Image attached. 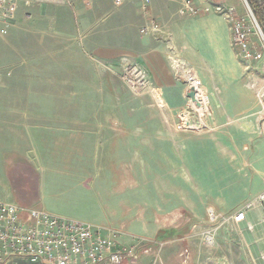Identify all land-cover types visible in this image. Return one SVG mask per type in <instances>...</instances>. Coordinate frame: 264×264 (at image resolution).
<instances>
[{
    "label": "rangeland",
    "instance_id": "1",
    "mask_svg": "<svg viewBox=\"0 0 264 264\" xmlns=\"http://www.w3.org/2000/svg\"><path fill=\"white\" fill-rule=\"evenodd\" d=\"M247 2L254 14L251 0ZM223 5L233 6L237 17L245 18L248 45L259 56L247 61L238 57L264 78V7L260 20L254 15L260 32L241 0H224ZM107 11L111 20L112 9ZM0 22V105L20 106V123L13 121L16 117H9L10 127L0 123V136H8V153L14 157L0 161V175L5 189H12L11 183L16 186L18 176L20 198L30 205L6 203L76 218L117 235L124 246L138 245L137 256L123 264H149L144 255L160 245L167 219L187 217L196 224L203 219L198 226L204 240L208 234L217 235L234 210L264 203V187L249 197L235 185L241 178L231 175V169L239 167L237 172L241 168L248 174L251 163L228 159L229 146L218 139L216 144L215 131L223 129L212 124L204 86L206 112L199 116L190 109L186 91V106L169 110L144 66L125 52L107 59L91 50L56 48L63 40L52 41L58 38L45 28L20 32L22 22L13 13L3 18L0 12ZM104 27L106 37L114 36L113 26ZM174 67L183 83L182 70L192 66L178 61ZM17 92L19 97L1 96ZM186 111L190 124L178 129L180 114ZM204 137L207 140H197ZM151 138L153 148L169 142V149L150 153ZM11 147H18L19 153L12 155ZM208 210L216 214L215 221L208 218ZM0 264L35 263L14 258Z\"/></svg>",
    "mask_w": 264,
    "mask_h": 264
},
{
    "label": "crops",
    "instance_id": "2",
    "mask_svg": "<svg viewBox=\"0 0 264 264\" xmlns=\"http://www.w3.org/2000/svg\"><path fill=\"white\" fill-rule=\"evenodd\" d=\"M223 1L192 0L197 8L195 14L183 11L185 0H20V9L18 0H9L0 6V12L6 17L8 13H13L20 18L22 26H17L20 32L37 33L43 28L49 30L51 37L58 38H52V41L63 40L55 45L56 48L91 50L94 54L103 53L102 57L107 59L119 57L125 52L129 59L144 66L151 83L165 98V108L169 110L179 111L187 104L185 88L176 77L174 65L178 61L183 65L185 62L190 64L209 96L212 124L217 129H223L220 133L215 131L218 134L216 144L219 140V144L223 141L225 146H229L228 159L245 165L251 163L252 171L248 174L241 168L237 172L239 167L235 172L233 169L230 171L231 175L241 178V182L235 184L240 186L239 191L251 197L264 187V78L259 72L249 70L247 64L238 57L229 18L213 9L206 10V7ZM108 8L114 14L111 20ZM45 24L48 28L44 27ZM154 24L157 25L156 29L152 28ZM104 25L113 26L110 30L114 36L106 37ZM143 26L150 27L147 33L140 31ZM9 28L10 32L14 29L11 25ZM104 49L107 51L103 52ZM65 64L74 65L71 61ZM1 96L20 95L17 92ZM0 114H17L0 116L3 127H10L9 117H16L13 121L20 123L18 103L11 104V108L9 104L0 105ZM9 143L7 135L0 136V161L14 158L8 153ZM153 143L151 138L147 148L150 153L154 149L156 153L163 154L164 149H169V142L154 144V148ZM11 149L12 155L19 153L18 147ZM16 178V186L11 183L12 189L6 190L4 176L0 175V201L30 205L20 198L22 183L18 176ZM239 210L244 212V217L235 221L233 214ZM167 220L170 221L162 226L164 232L160 245L144 255L146 263H264V203L234 210L231 216L221 222L219 228H223L216 231L217 235L213 233L211 243L199 235L198 224L203 219L198 224L187 217ZM193 225L197 227L193 228ZM129 240L133 241L131 238Z\"/></svg>",
    "mask_w": 264,
    "mask_h": 264
},
{
    "label": "built area",
    "instance_id": "3",
    "mask_svg": "<svg viewBox=\"0 0 264 264\" xmlns=\"http://www.w3.org/2000/svg\"><path fill=\"white\" fill-rule=\"evenodd\" d=\"M8 1L0 0V6ZM241 1L247 15L261 32L247 0ZM207 9H213L229 18L232 24L233 44L241 59L247 61L259 56V53L252 52L248 45L247 35L250 28L245 18L237 17L239 15L233 6H225L218 2L206 7ZM183 11L195 14L197 8L192 0H185ZM2 16L5 17V14ZM156 27L155 24L152 26L153 29ZM149 29L150 27L143 26L140 31L147 33ZM182 80L186 92L194 91L193 100L188 97L189 107L195 112L198 111L200 116L207 111V99L202 81L190 68L182 70ZM189 116V111L180 114L178 129L189 126ZM260 199H264V192L260 195ZM243 217L242 210L233 214L235 221ZM208 218L211 221L217 219L213 210H208ZM212 239L211 234L204 238L207 243H211ZM138 248L136 244L124 246L118 243L117 235L104 233L84 221L0 201V263L22 258L35 264H123L137 256Z\"/></svg>",
    "mask_w": 264,
    "mask_h": 264
},
{
    "label": "trees",
    "instance_id": "4",
    "mask_svg": "<svg viewBox=\"0 0 264 264\" xmlns=\"http://www.w3.org/2000/svg\"><path fill=\"white\" fill-rule=\"evenodd\" d=\"M251 4L254 8V15L257 18V20L261 19V10L264 7V0H251Z\"/></svg>",
    "mask_w": 264,
    "mask_h": 264
},
{
    "label": "water",
    "instance_id": "5",
    "mask_svg": "<svg viewBox=\"0 0 264 264\" xmlns=\"http://www.w3.org/2000/svg\"><path fill=\"white\" fill-rule=\"evenodd\" d=\"M186 96L189 97V98H191L193 100V98H194V91L193 90H190V91L186 92Z\"/></svg>",
    "mask_w": 264,
    "mask_h": 264
}]
</instances>
